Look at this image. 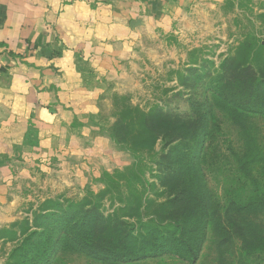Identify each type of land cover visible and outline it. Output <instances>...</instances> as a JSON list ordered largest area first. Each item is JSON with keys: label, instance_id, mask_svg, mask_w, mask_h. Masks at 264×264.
I'll list each match as a JSON object with an SVG mask.
<instances>
[{"label": "rangeland", "instance_id": "374dc122", "mask_svg": "<svg viewBox=\"0 0 264 264\" xmlns=\"http://www.w3.org/2000/svg\"><path fill=\"white\" fill-rule=\"evenodd\" d=\"M160 8L150 22L136 24L140 36H126L111 47L110 70L103 79L104 95L111 102L112 125L106 134L114 142L111 159L86 154L90 142H83L81 135L79 148L25 159L15 146L11 157H3L0 208L6 204L11 208L0 209V264H109L80 250L82 245L74 238L85 234L96 219L149 233L155 225L151 212L158 203L175 199L186 183L193 189L196 182L200 188L192 193L197 198L204 195V209H217L221 217L215 224L209 219L202 222L201 233L206 228L209 233L197 242L202 247L198 260L180 259L179 255L190 257V250L175 240L176 224L164 223L167 241L144 249L163 248L166 253L145 264H264L261 204L255 206L257 211L237 218L253 240L246 249L236 239L224 240L211 231L219 223L236 226L229 221L235 218V207L264 194V114L231 120L215 103L223 64L243 43L254 51L262 47L256 58H264V0H172ZM159 111L165 115L160 138L141 136L137 126L141 112ZM196 112L209 113L206 124L212 116L215 137L202 163L200 147L175 149L162 137L170 131L174 115L189 122L198 116ZM243 121L253 137L252 150L263 154L245 168L238 162ZM188 162L199 175L188 171ZM198 201L189 198L187 207ZM202 201L194 209L203 208ZM64 237L67 245L61 243Z\"/></svg>", "mask_w": 264, "mask_h": 264}, {"label": "crops", "instance_id": "0c3cea01", "mask_svg": "<svg viewBox=\"0 0 264 264\" xmlns=\"http://www.w3.org/2000/svg\"><path fill=\"white\" fill-rule=\"evenodd\" d=\"M171 3L0 0V162L15 146L25 159L79 148L81 136L90 142L86 154L111 159V102L103 84L111 47L140 36L136 24Z\"/></svg>", "mask_w": 264, "mask_h": 264}, {"label": "trees", "instance_id": "16d2710c", "mask_svg": "<svg viewBox=\"0 0 264 264\" xmlns=\"http://www.w3.org/2000/svg\"><path fill=\"white\" fill-rule=\"evenodd\" d=\"M261 50L262 47H259L254 51L251 47L247 48L246 43H243L237 53L223 64L217 90L218 98L215 99V103L220 111L232 118L231 120L236 118L246 120L248 118L247 114L251 115L250 113L264 114V58H262V61H258L256 58V53ZM209 105L213 106L212 103ZM134 110L140 111L139 108H134ZM196 114L198 116L196 115L195 119L189 122L181 116L174 115L173 120L170 121V131H165L162 137H166L169 140L168 143L173 144L175 149L189 146V144L190 146L191 144L194 145V148L200 147L203 154L199 161L202 163L206 161L208 151L212 149L215 137L212 130V116L211 122L206 124L209 113H203L200 116L199 113L196 112ZM164 116L161 111L141 112V120L137 123L141 136L154 140L160 138L158 137L160 136L159 130L161 131L160 124ZM185 126L190 127L192 131H186ZM248 127L247 122L243 121L240 128L244 145L239 151L240 158H238V162L243 168L253 162H258L263 157L261 152L252 150L250 142L253 137L249 133ZM188 164L191 166L188 171L194 175L200 174L198 168L196 167V169L192 162H188ZM193 186L192 189V186L190 188L189 184L186 183L180 190V194L175 195L177 198L158 203V209H153L151 212L150 222L155 223V225L149 233L144 234L140 231L136 233L132 229L124 228L121 224L96 219L87 227L85 234L78 235L74 238V241L77 245H82L80 250H88L89 254L92 253L98 259L107 260L109 264H145L147 259L163 256L161 254L166 253L163 248L160 250H145V246L150 244L156 246L159 241L160 243L167 241V237L163 233L168 230L163 224L175 223V230L172 233L175 240L183 242L184 246L190 250L188 255L190 257L179 255L180 259L196 263L202 248L197 242L201 236L205 239L209 233V228L202 229L201 233L202 222L209 219L210 223L215 224V222L221 221V217L218 215L217 209H204L206 206L205 202L202 201L205 198L204 195L198 197L202 201L203 208L194 209V207L199 206L201 201L197 202V206L193 204L187 207L189 198H192V201L198 199L196 193H192V190L194 191L195 187H199L200 183L196 182ZM197 192L201 193V190L199 189ZM257 204L264 206V194L259 193L252 197L247 204L235 207V218L229 221H235L236 226L220 227L221 224L219 223L213 225L211 231L220 233L224 240L236 239L241 244V249H246L247 245L249 246L253 240L248 232L249 228L244 223L241 224L237 218L239 215L257 211L255 209ZM178 230L179 233L175 234ZM261 240L264 241V236L261 237ZM61 243L67 245V239L62 238Z\"/></svg>", "mask_w": 264, "mask_h": 264}]
</instances>
